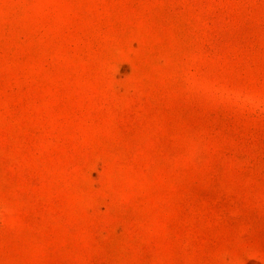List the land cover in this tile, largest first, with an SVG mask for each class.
I'll list each match as a JSON object with an SVG mask.
<instances>
[{"label": "rangeland", "instance_id": "1", "mask_svg": "<svg viewBox=\"0 0 264 264\" xmlns=\"http://www.w3.org/2000/svg\"><path fill=\"white\" fill-rule=\"evenodd\" d=\"M0 264H264V0H0Z\"/></svg>", "mask_w": 264, "mask_h": 264}]
</instances>
